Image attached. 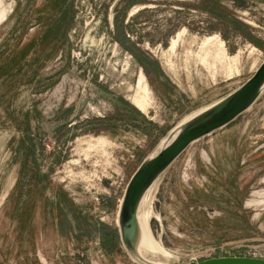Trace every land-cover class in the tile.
Wrapping results in <instances>:
<instances>
[{
	"label": "rangeland",
	"instance_id": "374dc122",
	"mask_svg": "<svg viewBox=\"0 0 264 264\" xmlns=\"http://www.w3.org/2000/svg\"><path fill=\"white\" fill-rule=\"evenodd\" d=\"M132 1L0 0V264H137L110 237L142 158L264 63V0ZM147 196L149 261L264 259V93Z\"/></svg>",
	"mask_w": 264,
	"mask_h": 264
},
{
	"label": "water",
	"instance_id": "95a60500",
	"mask_svg": "<svg viewBox=\"0 0 264 264\" xmlns=\"http://www.w3.org/2000/svg\"><path fill=\"white\" fill-rule=\"evenodd\" d=\"M264 93V63L255 75L228 97L180 124L168 136L160 151L147 158L132 176L119 210V232L122 244L139 264H157L146 259L140 250V209L144 198L162 174L188 147L233 123L250 110ZM195 264H264L252 257H219Z\"/></svg>",
	"mask_w": 264,
	"mask_h": 264
},
{
	"label": "bare ground",
	"instance_id": "6f19581e",
	"mask_svg": "<svg viewBox=\"0 0 264 264\" xmlns=\"http://www.w3.org/2000/svg\"><path fill=\"white\" fill-rule=\"evenodd\" d=\"M142 75V74H141ZM142 78H141V80H139L140 81V86L139 87H143V91L142 90H140L141 92H142V94L144 93V95L147 97V95H148V87H147V83H146V80H145V78H144V76L142 75L141 76ZM139 90V89H138ZM140 92V93H141ZM138 93V92H137ZM137 96V95H136ZM140 96H141V94H140ZM145 99H147V98H145ZM135 101H136V103L135 104H139V107H140V105H142L143 103H142V97L140 98L139 97V95H138V97H135ZM143 101H144V99H143ZM134 102V101H133ZM148 103V102H147ZM150 103H151V101H150ZM149 103V104H150ZM147 109V108H146ZM145 109V110H146ZM206 110V109H205ZM205 110H203V111H205ZM203 111H201V112H203ZM201 112H199V113H196L195 115H193V116H191V117H189L188 119H186L184 122H182V123H185V122H187V121H189V120H191V119H193L194 117H196L197 115H199ZM181 123V124H182ZM167 140V139H166ZM166 140H164L163 141V143H162V145L160 146V148H162V146L164 145V143H165V141ZM151 191V190H150ZM149 191V192H150ZM151 194V193H150ZM150 196V195H149ZM148 196H146L145 198H144V201L143 202H146L145 200H146V198H147ZM145 204V203H144ZM143 205V204H142ZM145 206V205H144ZM141 214V213H140ZM144 214V213H143ZM139 221H140V250H141V252H142V254H143V256H146V257H150V254L152 253L153 255L152 256H157V255H163L162 257H166V258H169V257H171L172 255L164 248V247H162L161 245H160V243H158L155 239H154V237H153V235H152V232H151V228H150V225H149V221H148V218H147V215H146V213L143 215V216H139ZM158 257V256H157ZM138 264V263H137Z\"/></svg>",
	"mask_w": 264,
	"mask_h": 264
},
{
	"label": "trees",
	"instance_id": "16d2710c",
	"mask_svg": "<svg viewBox=\"0 0 264 264\" xmlns=\"http://www.w3.org/2000/svg\"><path fill=\"white\" fill-rule=\"evenodd\" d=\"M64 1H67V0H64ZM145 1H147V0H133L132 2H130V5H135V4H137V3H142V2H145ZM207 1L210 2V3H213V4H215V5H217V3H216L214 0H207ZM206 11H208V12H210V13L212 12L210 9H207ZM212 14H213V13H212ZM119 23H120V25L118 24V26H117V32H118V34H122L123 37H124V40L127 41L128 39L126 38L127 36L125 35L126 33H125V30H124V27H123L124 22H120V21H119ZM230 25L233 26L234 29H235V30H238V31H239V28L244 29V31L247 32V33H248V30L250 31V28H248L247 26L242 25V24L236 22V21L233 20V19H232V22H231ZM120 29H123V30L121 31ZM247 33H246V38L248 39V41L254 43L255 45H258V42L255 41L253 35H252L251 33H248V34H247ZM118 41H119V42H122V40L119 39V38H118ZM129 52L132 53L134 56H137V53H134V51H133L132 49H129ZM147 60H148V59H147ZM148 61H149V60H148ZM149 62H150V64L153 65V66L156 65L153 61H149ZM143 64L145 65L144 67L147 66L145 63H143ZM145 70H146V69H145ZM31 151L33 152V148L31 149ZM145 159H146V157L142 158V160H141V162H140V165L143 163V161H144ZM140 165H139V166H140ZM110 238H111L112 240H114V241H117V242H118V246H120L121 241H120V235H119V231H118V230L116 231V234L113 235V236L110 237Z\"/></svg>",
	"mask_w": 264,
	"mask_h": 264
}]
</instances>
